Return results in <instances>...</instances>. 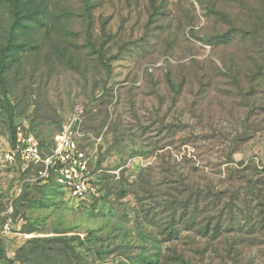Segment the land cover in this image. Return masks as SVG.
<instances>
[{
	"label": "rangeland",
	"instance_id": "374dc122",
	"mask_svg": "<svg viewBox=\"0 0 264 264\" xmlns=\"http://www.w3.org/2000/svg\"><path fill=\"white\" fill-rule=\"evenodd\" d=\"M77 112L90 201L2 156ZM11 207L0 264H264V0H0Z\"/></svg>",
	"mask_w": 264,
	"mask_h": 264
},
{
	"label": "built area",
	"instance_id": "2783aa9c",
	"mask_svg": "<svg viewBox=\"0 0 264 264\" xmlns=\"http://www.w3.org/2000/svg\"><path fill=\"white\" fill-rule=\"evenodd\" d=\"M94 140L85 130L83 113L77 112L64 121L47 149L35 135L18 129L2 155L3 161L27 173L26 180L31 183L52 184L69 199L95 200L100 195L99 183L93 167L94 154L89 152L87 144ZM14 225L11 207L0 214V240L11 232Z\"/></svg>",
	"mask_w": 264,
	"mask_h": 264
},
{
	"label": "trees",
	"instance_id": "16d2710c",
	"mask_svg": "<svg viewBox=\"0 0 264 264\" xmlns=\"http://www.w3.org/2000/svg\"><path fill=\"white\" fill-rule=\"evenodd\" d=\"M14 135H15V133H13V134L11 135V139H10V141H12ZM40 141H41V140H40ZM41 143H42V145H44V143H43L42 141H41ZM3 257H4V254H3V250H2V247H1V244H0V259H3Z\"/></svg>",
	"mask_w": 264,
	"mask_h": 264
}]
</instances>
